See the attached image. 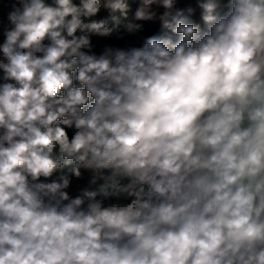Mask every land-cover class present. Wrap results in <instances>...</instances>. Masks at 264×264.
Returning <instances> with one entry per match:
<instances>
[{
	"label": "clouds",
	"instance_id": "9594fccd",
	"mask_svg": "<svg viewBox=\"0 0 264 264\" xmlns=\"http://www.w3.org/2000/svg\"><path fill=\"white\" fill-rule=\"evenodd\" d=\"M8 2L0 264H264V0Z\"/></svg>",
	"mask_w": 264,
	"mask_h": 264
},
{
	"label": "trees",
	"instance_id": "16d2710c",
	"mask_svg": "<svg viewBox=\"0 0 264 264\" xmlns=\"http://www.w3.org/2000/svg\"><path fill=\"white\" fill-rule=\"evenodd\" d=\"M10 8H11V3L8 2V0H0V18L4 19L5 23H6V16ZM76 194H78V192L77 189L74 187L73 189L70 190V195L75 196Z\"/></svg>",
	"mask_w": 264,
	"mask_h": 264
}]
</instances>
